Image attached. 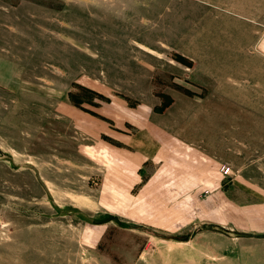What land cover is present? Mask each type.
I'll list each match as a JSON object with an SVG mask.
<instances>
[{
	"label": "rangeland",
	"instance_id": "1",
	"mask_svg": "<svg viewBox=\"0 0 264 264\" xmlns=\"http://www.w3.org/2000/svg\"><path fill=\"white\" fill-rule=\"evenodd\" d=\"M0 264H264V0H0Z\"/></svg>",
	"mask_w": 264,
	"mask_h": 264
},
{
	"label": "built area",
	"instance_id": "2",
	"mask_svg": "<svg viewBox=\"0 0 264 264\" xmlns=\"http://www.w3.org/2000/svg\"><path fill=\"white\" fill-rule=\"evenodd\" d=\"M222 172H223V174H225V175H229V174L232 173V169H231V167H230L229 165H224V166L222 167Z\"/></svg>",
	"mask_w": 264,
	"mask_h": 264
},
{
	"label": "crops",
	"instance_id": "3",
	"mask_svg": "<svg viewBox=\"0 0 264 264\" xmlns=\"http://www.w3.org/2000/svg\"><path fill=\"white\" fill-rule=\"evenodd\" d=\"M241 13H244V12H241Z\"/></svg>",
	"mask_w": 264,
	"mask_h": 264
}]
</instances>
